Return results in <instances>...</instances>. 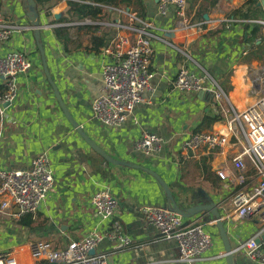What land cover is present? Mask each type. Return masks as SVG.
Wrapping results in <instances>:
<instances>
[{"label": "crops", "instance_id": "1", "mask_svg": "<svg viewBox=\"0 0 264 264\" xmlns=\"http://www.w3.org/2000/svg\"><path fill=\"white\" fill-rule=\"evenodd\" d=\"M242 6L248 11L247 0H219L214 8L203 10V17H207L195 21L202 23L201 33L176 29L172 9L160 14L156 0H132L129 7L103 8L93 22L50 24L51 18L39 15L48 69L74 121L114 159L156 172L182 207L204 204L207 198L216 204L222 197L232 195L222 188L214 172L223 161L222 155L204 150L186 154L180 151V144L194 133L224 129L231 116L230 106L237 111L240 104L244 108L250 106L256 100L252 91L263 87L262 78L256 77L264 67L256 68L253 62L264 46V34L260 31V39L252 47L247 38L253 24L249 23L245 30L238 21L225 22L226 18L232 19V10ZM65 7V1L58 2L52 9L53 19H58ZM251 19L250 16L248 20ZM0 20L19 30L12 35L10 48L27 51L32 59L31 69L20 79L17 100L6 105L0 121V168H29L32 159L42 152L50 160L54 177L46 200L32 216V229L15 225L19 218L12 215L16 213L14 207L4 216L5 221L0 222V250L26 247L28 243L44 241V237L60 238L63 243L56 242L60 248L82 240L89 232L101 229L91 197L107 190L117 200L115 218L131 244L118 249L109 241L100 243L95 253L107 256L106 264H226L212 216L207 213L183 219L185 224H210L216 234L212 247L191 262L178 258L176 241L161 237L140 213L141 207L167 204L160 184L141 170L106 163L68 124L35 52L23 1L0 0ZM56 26L67 27L69 41L65 44L53 34ZM221 26L220 33L207 36ZM120 33L149 40L153 49L149 65L152 90L142 94V101L122 124L105 127L92 117L90 108L102 87L101 50ZM202 51L204 54H200ZM182 67L210 77L227 92L224 101L217 102L211 89L189 95L176 92L173 80ZM235 94L242 98L238 106ZM217 114L224 120L209 125L206 119ZM144 131L163 139L160 152L145 155L134 149L135 140ZM258 229L256 220H229L226 230L235 249V264H258L250 262L239 250V242L256 236Z\"/></svg>", "mask_w": 264, "mask_h": 264}, {"label": "built area", "instance_id": "2", "mask_svg": "<svg viewBox=\"0 0 264 264\" xmlns=\"http://www.w3.org/2000/svg\"><path fill=\"white\" fill-rule=\"evenodd\" d=\"M187 1L157 0V10L165 14L171 8L176 29H195L201 33L204 30L202 23L193 21L192 15L186 12ZM225 22L233 24L236 21L226 18ZM247 22L259 25L264 34V17ZM16 32H19L18 28L0 20V121L5 116L6 105L14 103L19 96L20 79L32 67L30 53L9 46ZM101 54L102 87L100 94L92 99L90 111L97 122L114 127L133 112L145 91L152 90L149 65L153 49L148 39L120 33L101 50ZM258 73L256 80L262 78L264 82V70ZM173 88L188 95L211 89L217 102L226 98L210 77L188 67L177 71ZM252 92L256 100L250 106L240 111L230 106L231 116L224 129L194 133L181 142L180 151L187 154L204 150L208 154L222 155L223 161L214 172L222 188L230 190L232 195L222 197L216 205L226 225L229 220H256L259 225L256 236L240 241L239 250L250 262L264 264V84ZM163 143L161 137L144 131L135 140L134 149L151 155L160 152ZM53 182L50 160L42 152L32 159L29 168H0V215L8 216L11 207L16 209L12 214L15 218L34 215L46 200ZM117 204L107 190L93 194L91 205L101 229L89 232L80 241H71L64 248L55 249L50 243L39 240L26 247L0 250V264H106L107 256L90 254V251L104 241L118 249L131 244L130 237L123 234L115 218ZM140 213L161 237L176 241L178 258L183 262L201 257L212 247L217 234L210 224H185L184 219L166 205L144 206Z\"/></svg>", "mask_w": 264, "mask_h": 264}, {"label": "trees", "instance_id": "3", "mask_svg": "<svg viewBox=\"0 0 264 264\" xmlns=\"http://www.w3.org/2000/svg\"><path fill=\"white\" fill-rule=\"evenodd\" d=\"M22 1L24 6L26 7L25 1ZM61 1L63 0H34L38 14L40 15L41 13H43L45 17L52 19L50 24H64L73 20L77 22H84L86 19L93 22L98 19L103 8L108 9L114 7L120 9L122 7H129L132 4V0H65L66 7L61 12L60 17L55 20L53 19L54 16L52 14V9L58 4V2ZM140 1L141 0H136V2L138 3ZM218 1L219 0H188L186 12L188 15L193 16V21H203L204 17L202 11L214 8ZM256 3L257 0H254L252 13H248L245 10L246 6H242L239 9L232 10L229 17L236 22H240L244 26V29L247 30L249 28V23L247 22V20L250 18V16L254 20L261 19V17L264 16L263 10L257 7ZM222 30L223 26H221L219 30L209 31L207 33V36H214L220 33ZM260 31V26L257 24H253V28L250 32L251 35L247 38L248 44H252V47H255V40L260 39ZM52 32L55 38L62 44H65L69 41L67 27L56 26L52 28ZM35 52L36 54H38L37 49H35ZM203 52L204 51H202L200 54H204ZM224 93L227 92L224 90ZM206 120L209 122V125H212L213 123L220 122L224 119L221 114H217L213 118H208ZM208 202V199L204 200L205 204ZM178 206L180 207L181 205L178 204ZM32 216V214L21 215L15 225L32 229L35 226V222L33 221ZM6 224L7 223H5V225Z\"/></svg>", "mask_w": 264, "mask_h": 264}, {"label": "water", "instance_id": "4", "mask_svg": "<svg viewBox=\"0 0 264 264\" xmlns=\"http://www.w3.org/2000/svg\"><path fill=\"white\" fill-rule=\"evenodd\" d=\"M26 4V17L28 19V22L30 24V28L33 32V39L36 45V49L38 51V55L41 60L42 70L44 73V76L51 86V89L53 91L54 98L58 104L59 109L61 110L64 118L68 122V124L71 126V128L76 132V134L80 137V139L98 156H100L106 163L112 164V165H119V166H125L136 170H141L149 175H151L154 179L157 180V182L160 184L161 188L163 189L167 204L166 206L169 207L171 211L178 214L182 218H190L195 215H198L200 213H207L212 216V221L214 224V227L217 230L218 238L220 239L224 254L223 257L226 260V264H235L234 263V252L235 249L232 248V244L230 243V238L228 236L227 230H226V224L223 222V219L221 217V210L220 208L213 202L212 199H209L208 203L204 204H198L195 206L190 207H182L178 206V204L175 202L172 191L168 184L154 171L141 166L139 164H131L126 163L120 160L114 159L112 156H110L107 152H105L103 149H101L83 130L82 126H80L74 119L72 118L66 104L62 100L60 93L58 91V88L56 84L54 83L46 61V54L44 50V45L41 39V30L43 29V25L40 23L39 14L36 10V4L34 0H24ZM157 1V0H156ZM256 6L261 8L264 12V0H259L256 3ZM207 16L204 15V18ZM95 250H91L90 254H94Z\"/></svg>", "mask_w": 264, "mask_h": 264}, {"label": "rangeland", "instance_id": "5", "mask_svg": "<svg viewBox=\"0 0 264 264\" xmlns=\"http://www.w3.org/2000/svg\"><path fill=\"white\" fill-rule=\"evenodd\" d=\"M253 1L254 0H247V5H248V13H251V11H252V6H253ZM257 1H259V0H257ZM246 9V8H245ZM251 9V10H250ZM258 55H259V58H257V60H255V62H253L254 63V65L256 66V68H259V69H261V68H263L264 67V46L260 49V51H258V53H257ZM249 73H251V72H249ZM233 82V80L231 81V83ZM249 83V82H248ZM225 86H227V84L225 85ZM249 86V85H248ZM248 86L246 87V88H248ZM244 89H245V87H244ZM244 108V105L242 106V108L240 107L239 108V110H242ZM5 217L4 216H2V215H0V222H4L5 220ZM12 223H14L13 221H11ZM216 229V228H215ZM217 231V230H216ZM52 238V237H51ZM49 238V239H47V238H45L44 237V241H46V242H48V243H50L51 245H52V247H54L55 249H59L60 247V244H58V243H56V242H59V243H63L61 240H59L60 238H57V239H54V238Z\"/></svg>", "mask_w": 264, "mask_h": 264}, {"label": "bare ground", "instance_id": "6", "mask_svg": "<svg viewBox=\"0 0 264 264\" xmlns=\"http://www.w3.org/2000/svg\"><path fill=\"white\" fill-rule=\"evenodd\" d=\"M234 96H235V100H234V102H235V104L238 106V105H239L238 101L241 100L242 98L240 97V95H236V94H235ZM242 106H243V105L240 104V107H241V108H242Z\"/></svg>", "mask_w": 264, "mask_h": 264}]
</instances>
